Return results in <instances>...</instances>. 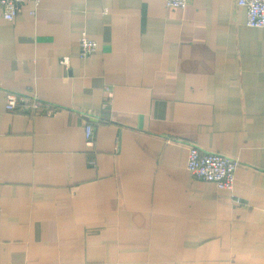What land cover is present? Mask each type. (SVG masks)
I'll return each mask as SVG.
<instances>
[{
    "label": "crops",
    "instance_id": "1",
    "mask_svg": "<svg viewBox=\"0 0 264 264\" xmlns=\"http://www.w3.org/2000/svg\"><path fill=\"white\" fill-rule=\"evenodd\" d=\"M33 10L0 16V264H264V30L245 7ZM6 92L59 110L6 111ZM190 145L239 161L240 203L192 176Z\"/></svg>",
    "mask_w": 264,
    "mask_h": 264
},
{
    "label": "built area",
    "instance_id": "2",
    "mask_svg": "<svg viewBox=\"0 0 264 264\" xmlns=\"http://www.w3.org/2000/svg\"><path fill=\"white\" fill-rule=\"evenodd\" d=\"M31 2L34 6L32 14L35 13L41 0H0V16L7 21L13 22L21 4ZM189 0H165L166 7L171 9H183ZM237 5L246 9V25L264 30V0H236ZM97 44L94 40L82 33L79 40V55L81 58L90 57L95 53ZM109 89L106 88V101L109 99ZM5 109L12 112L19 109L22 112L34 114L51 115L59 110L53 103L40 99L37 95L5 93ZM85 140L88 145L93 144L94 127L86 123L84 125ZM90 165L94 161L89 160ZM237 159H230L218 153L205 152L195 145L188 147L187 169L196 179L211 182L218 189L233 192L235 171L239 166ZM235 203H240L236 194H231Z\"/></svg>",
    "mask_w": 264,
    "mask_h": 264
}]
</instances>
